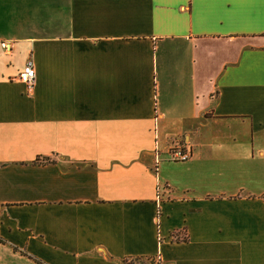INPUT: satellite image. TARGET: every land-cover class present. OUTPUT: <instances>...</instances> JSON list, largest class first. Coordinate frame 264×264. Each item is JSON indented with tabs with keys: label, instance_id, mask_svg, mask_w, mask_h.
Returning <instances> with one entry per match:
<instances>
[{
	"label": "crops",
	"instance_id": "1",
	"mask_svg": "<svg viewBox=\"0 0 264 264\" xmlns=\"http://www.w3.org/2000/svg\"><path fill=\"white\" fill-rule=\"evenodd\" d=\"M157 258L264 264V0H0V264Z\"/></svg>",
	"mask_w": 264,
	"mask_h": 264
},
{
	"label": "built area",
	"instance_id": "2",
	"mask_svg": "<svg viewBox=\"0 0 264 264\" xmlns=\"http://www.w3.org/2000/svg\"><path fill=\"white\" fill-rule=\"evenodd\" d=\"M18 80L23 83L29 92L33 91L36 82V71L32 60H29L19 74ZM170 160L184 162L190 159L191 154L183 145H178L170 151ZM126 264H160V259H130Z\"/></svg>",
	"mask_w": 264,
	"mask_h": 264
}]
</instances>
